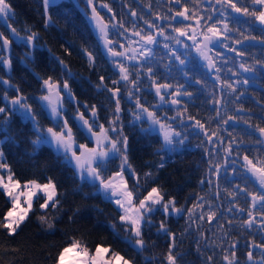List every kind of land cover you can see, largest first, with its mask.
<instances>
[{
  "label": "trees",
  "instance_id": "trees-1",
  "mask_svg": "<svg viewBox=\"0 0 264 264\" xmlns=\"http://www.w3.org/2000/svg\"><path fill=\"white\" fill-rule=\"evenodd\" d=\"M77 1L78 5L60 0L45 9L43 0H6L12 13L5 17L7 23L0 17V33L11 41L8 52L0 51V108L7 109L9 115L0 116L3 163L22 184L32 180L45 183L51 177L60 200L57 209L48 210L51 228L38 219L43 213L36 202L16 235L10 236L0 228V264H56L59 253L74 239L90 254L102 246L110 249V257L119 253L132 264H168L166 256L173 236L175 247L171 250L177 264H227L225 255L234 264H264V248L253 247V242L264 244V209L259 200L253 208L249 195L261 190L243 159L246 155L257 167L264 166V136L259 131L264 128V28L255 17L237 13L217 0H181L180 4L175 0H92L118 52L132 47L129 37L141 45L143 41L134 32L146 35L163 31L165 43L155 47L153 57L145 60L140 55L130 64L135 86H128L120 79L114 56L106 51L87 18L88 4ZM182 6H187L193 19L176 16ZM237 6L253 8L251 0H239ZM196 19H200L199 25ZM213 24L223 33L221 39L214 40L211 51L217 83L202 63L200 35ZM13 28L25 39L37 33L33 44L14 39ZM175 28L185 29L189 35L195 28L197 43L193 46L192 39L180 36ZM9 60L10 67L5 63ZM49 77L62 85L67 82L77 103L66 99L67 111L63 114L75 142L88 148H93L94 142L78 123L79 109L88 118L87 109L94 107L98 123L109 128L117 115L116 97L108 89L119 88L131 97L133 103L122 104L121 99L122 111L116 122L128 142L131 170L125 169V175L129 189L137 202L156 187L165 202L174 199L181 210L180 216H167L159 208L147 216L143 249L131 242V228L121 222V213L102 195L98 183L81 180L75 168L50 145H34L48 128H62L41 99L43 81ZM164 84L170 87L163 91L170 89V96L175 95L179 101L176 106L161 105L155 88ZM19 97L31 105L29 114L35 117L37 128L33 121L9 109L8 102ZM137 100L165 120L178 115L175 120L181 125L177 130L188 132L186 144L175 152L165 149L161 136L151 129L152 120H136ZM187 123L194 127H179ZM120 161L109 160L101 167V174L105 178L113 176L121 170ZM10 208V200L0 188V221ZM209 212L215 213L211 221ZM249 212L255 217L251 227L245 223L250 219ZM249 251L252 260L248 259Z\"/></svg>",
  "mask_w": 264,
  "mask_h": 264
},
{
  "label": "snow or ice",
  "instance_id": "snow-or-ice-1",
  "mask_svg": "<svg viewBox=\"0 0 264 264\" xmlns=\"http://www.w3.org/2000/svg\"><path fill=\"white\" fill-rule=\"evenodd\" d=\"M54 2V0H43V4L45 9L48 8L49 4ZM177 4H180L181 0H175ZM218 3L227 4L232 10L237 13H242L243 15H250L255 17L260 24H264V0H251L253 8L250 10L247 6H237L239 0H217ZM89 4H92V0H88ZM107 7V5H104ZM111 11V9H109ZM11 13L10 5L6 2V0H0V17L9 16ZM189 9L187 6H182V10L176 11V16L183 17L184 20L193 19V16H189ZM132 15H136V13H132ZM93 19L97 21L96 27L99 28L101 34L105 39V44H112V41L108 39V32L107 24L103 23V18L100 14L93 8ZM203 19V18H201ZM209 20L211 17L208 18ZM48 20H51V17H48ZM147 23V21H146ZM195 23L197 25L200 24V19H196ZM47 27V24L45 25ZM123 27V25H121ZM149 27H153V25L149 24ZM228 26L227 24L224 25V30L227 31ZM176 31L180 36H186L189 39L193 40V43H197V36L195 28H192L193 35H189L188 32L183 28H175ZM12 32L19 36V33L16 32V29L13 28ZM133 35L138 36L140 41L144 43V45H151L155 44L158 41L156 40V35H163V31L153 35L151 33L146 35H141L140 32H134ZM203 44L202 47H207L209 44H212L214 40L221 39L223 37V33L220 29L216 27L215 24L211 26H207L206 33H201ZM37 33L33 32L31 35L27 37L28 43H33L36 39ZM0 38L3 39L4 45H9L11 41L7 38L3 37V33H0ZM168 37H165L167 39ZM181 41L177 40V43ZM123 47V45H120ZM200 50V47L197 48ZM136 49H132L133 55L129 57L127 52H118L114 48H109V52H111L112 56H124L127 59H135V52ZM203 54V53H202ZM207 59V57L205 56ZM91 59V57H89ZM10 67L11 61H5ZM63 63V61H61ZM243 67V65H241ZM119 70L121 73L120 79L129 83H132L135 86V82L130 80L129 70L124 65H119ZM245 71H249V69L245 68ZM101 81H103V77H101ZM246 82V81H245ZM7 83V81H5ZM114 84H118L119 81H113ZM44 87L48 91V95H44L41 97L42 100L47 101L48 105L51 106V112L55 116H59V111L57 107V102L53 100V95L57 98L60 96L59 88L60 85L58 82H53L52 78L49 77L43 81ZM106 87V86H105ZM170 86L167 84L161 85L157 88V94H160V88H169ZM231 87V85H228ZM63 88L67 89L68 84L65 81L63 83ZM108 91L113 93V96L116 97V107L115 111L117 113L120 112V99H119V88L115 89H108ZM131 95V93H130ZM176 95H180V92L177 90ZM24 97H19L11 101L13 105H20L21 108H24L26 112H30L31 105L23 103ZM164 97L161 96V100ZM173 104L179 103L178 100H172ZM137 104L139 105V100H137ZM143 112H146L148 118L152 120L153 124H157L160 126V130L163 132V141L165 146H170L174 144L173 137L179 136V133L170 131L166 129V126L161 123L159 119L156 118L155 113L149 111L147 108H144L143 105H139ZM5 109L0 108V113H4ZM93 117L96 116L95 108L93 107L92 110ZM31 119L35 121V117L31 116ZM83 120L84 125H88V120L83 118V114L80 117ZM140 116H137V119H140ZM119 120V116H116L111 123L109 128H105L103 124L98 125L97 129L93 131L91 126L88 127V132L91 133L93 137L96 138V147L95 148H88L86 145L80 144L76 145L72 133V129L67 126V121L65 120L63 123V130L56 131L53 128L47 129V136L38 137L33 143L35 146H39L42 143H52L55 142L57 152L62 155L65 160L71 163L73 160L75 164L73 165L74 168L77 170V174L81 180L90 179L93 184L98 181V189H102L104 193L111 199H114V203L123 210V214L120 217V220L123 223L128 224L131 227L132 232L134 233L135 245L138 246L140 249L145 247V241L143 239L142 233V222L147 223L148 221L144 220L145 213L154 211L152 205H160L165 212L169 211V207L171 206L176 212H180L181 210L175 207V200H168L167 202L164 201V196L161 193V190L153 187L150 191H148L147 195L144 196L142 199H138V201L134 204V192L133 190H129L128 184L124 178V166L127 165L128 169L131 170V165L128 163V156H127V137H123L122 139L113 138L110 135V132H117L118 126L116 125L115 121ZM227 123V121H225ZM196 125L201 129H204V125L200 121H196ZM170 128V126H169ZM260 134L264 136V128L259 129ZM122 135V130L120 132ZM207 135V132L205 133ZM183 141H180L182 143ZM120 145L118 147L117 145ZM79 151V154H77ZM228 151H231V147L229 146ZM109 153H112L113 156L119 154L122 158V165L121 170L116 172L113 176L105 178L101 174V167L103 166V161L109 159ZM3 151L0 150V168H8L7 164L3 163ZM243 159L246 161L248 165L249 171L256 175L259 179V182L262 187H264V166L257 167V165L248 158V156H244ZM264 163V162H262ZM163 167V164L160 165ZM218 171V169H217ZM13 173L11 169H8L7 175V182H5L4 176H0V188H3L6 195L9 196L11 208L7 211L4 215L3 220L0 221V228L6 229L7 234L10 236H14L17 234V230L20 226L24 223V221L28 218L30 212L33 211V203L34 198H36V203L39 205V209L43 214H41L38 219L43 222L47 223L48 227H53V224L48 221V210L51 205L53 210L57 209L60 206V200L57 198V186L56 183L53 181L51 177L48 178L47 182L39 183L35 180L25 182L23 185V190L16 191L21 189V183L19 180L13 179ZM146 175H151V173H147ZM252 207L255 208L257 200L262 202V209H264V192L259 194H252ZM21 197H24V205L21 206ZM203 199V198H201ZM42 201V202H41ZM195 207V205H194ZM231 211V209H229ZM244 211V209H241ZM248 216L250 219L246 220L245 223L251 227L255 217L252 216V213L249 212ZM215 217L214 212H209L208 219L211 221ZM231 222V221H229ZM264 227V225H262ZM161 229L167 232V229H164V225L161 224ZM173 243L169 249V252L166 256V260L168 264H177L176 256L173 254L171 248L175 247V237H172ZM235 248V245H232ZM253 247L264 248V244L257 245L253 242ZM110 251L109 248H105L102 246H97L95 249L94 254L89 257V249L82 245L80 241L73 240L72 243L64 247L62 251L59 253L56 264H68V256L69 253H76L77 258L72 261V264H120L122 261L123 264H132V262L125 257L121 256L119 253H113L111 260H103V254H106ZM235 252L231 253L232 257H235ZM248 259H253V254L251 251L248 252ZM262 257H264V252L261 253ZM211 259V257H209ZM224 260L227 261V264H234V260L230 259L229 256L225 255Z\"/></svg>",
  "mask_w": 264,
  "mask_h": 264
},
{
  "label": "rangeland",
  "instance_id": "rangeland-1",
  "mask_svg": "<svg viewBox=\"0 0 264 264\" xmlns=\"http://www.w3.org/2000/svg\"><path fill=\"white\" fill-rule=\"evenodd\" d=\"M57 1H60V0H54V2H52V3H50L49 4V6L50 5H52V4H54V3H56ZM86 1V3L88 4V6H89V12L87 13V18H88V20L91 22V24H92V27H93V30H94V32L98 35V37H99V39L101 40V42L104 44L103 46H104V48L106 49V51L107 52H109V48H114L113 47V45L112 44H108V45H106L105 44V39H104V37H103V35L101 34V32H100V30H99V28H97L96 27V24H97V21L95 20V19H93V8H97L96 6H95V4L93 3V1H92V4H89L88 3V0H85ZM48 6V7H49ZM11 13H12V11H11ZM5 23H7V21L5 20ZM257 23H258V25L259 26H261L262 28H264V24H260L259 23V21H257ZM106 31L107 32H109L108 31V28L106 29ZM157 33H159V32H157V31H152V34H154V35H156ZM12 37L14 38V39H16L17 41H24V42H26V43H28L27 42V39H25V38H22V37H19V36H17L16 34H14L13 32H12ZM135 37H137V36H135ZM108 39H109V33H108ZM130 39V42L129 43H131L130 45L133 47H131V46H129V47H131V48H129V49H127L125 52H127V54H128V56L130 55V57L133 55V52H132V49H136L137 51L135 52V59H127V58H125L124 56H114V60L115 61H117L118 63H121L122 65H124L126 68H128V70H129V76H130V80H132V78H134V73H131V66H130V64L131 63H134V62H137V58H139L140 59V55L142 56V58L143 59H145V60H147V59H151L152 57H153V55H154V51H155V47L156 46H158L159 44H161V42L163 43H165V41H163L162 40V35H156V40L158 41L157 43H155V44H151V45H144V47H141V45L144 43V42H142L141 43V45H140V42L138 41H136V40H134V38H132V37H129L128 38V40ZM2 41H3V39H1ZM128 43V44H129ZM163 43V44H164ZM191 43H192V45L194 46L195 44L193 43V40L191 41ZM2 42L0 41V51H2V50H5V53L6 52H8V50L10 49V44L9 45H5L4 47L2 46ZM29 44H33V43H29ZM139 45H140V47H139ZM4 48V49H3ZM115 49V48H114ZM116 62V67H117V69L119 70V64ZM119 72H120V70H119ZM120 75H121V73H120ZM54 82V81H53ZM122 82L123 83H125V84H128V86L131 84V83H129V82H126V81H123L122 80ZM59 85H60V88H59V92H61L63 95H64V97H65V103L67 102V100L66 99H68V100H70V101H72V102H75V103H77V101L74 99V96H73V94H72V92H71V90L69 89V88H67V89H65V88H63V85L62 84H60L59 83ZM164 90V88H160V96H162L161 94L162 93H166V95L165 96H163L164 97V99L163 100H161V105H166V106H176V104H173L172 103V100H174L175 99V95H172V96H170V89L168 90V91H166V92H164L163 91ZM155 91L157 92V87L155 88ZM44 95H48V91H47V89L44 87V85H43V96ZM169 95V98H167V96ZM118 96L120 97L119 99H120V101H121V99H122V104L123 103H125V102H131V103H133L132 102V100H131V97H127L126 96V94H123V91L122 90H120V92H119V94H118ZM176 100V99H175ZM43 102H44V106H45V108L47 109V111H48V113H49V115H50V117H52L53 118V120H54V122H57V123H59L60 124V126H62V128L61 129H59L58 127H57V129H56V131H61V130H63V123H64V121L66 120V118L64 117V112L65 111H67L66 110V107L64 108V110H62V111H59V116H55V115H53L52 114V112H51V106L50 105H48V102L47 101H44V100H42ZM9 103V109H11L13 112H15V113H18V114H22L23 116H24V118L25 119H30L31 121H33V123H34V126L37 128V125H36V122L33 120V119H31L30 117H31V115L29 114V112H26V110L24 109V108H21L20 107V105H13L12 103H11V101H9L8 102ZM23 103H25L26 104V102L25 101H23ZM140 105V104H139ZM139 105H136L135 104V106H134V111H136V113H135V117H136V120L137 121H140L141 119H144L145 117L148 119V120H150L151 121V119H149L148 118V115H147V113L146 112H143V110H142V108L139 106ZM122 106L120 105V112L119 113H117L116 112V115L117 116H119V115H121V111H122ZM145 108V107H144ZM174 108V107H173ZM148 109V108H147ZM130 110V109H129ZM149 111H151L150 109H148ZM8 110L7 109H5V112L4 113H0V116H2L1 114H5V115H7V116H9L8 115V112H7ZM134 111H133V113H134ZM82 113V111L79 109V112H78V116H76V118H77V120H78V123L81 125V127L82 128H84L85 129V131L88 133V135H89V137L93 140V142H94V147L93 148H95L96 147V138L95 137H93L92 135H91V133L90 132H88V127L89 126H91L92 128H93V131H95L96 129H97V127H98V125H100L99 123H98V121H97V115L95 116V117H93V115H92V110H90V109H87V111H86V113H88L87 115H89L90 117H88V118H86L84 115H83V118L85 119V120H88V125H84V123H83V120L80 118L81 117V113ZM151 112H154L155 113V116H156V118L157 119H159L160 121H161V123L162 124H164L165 126H166V129L167 130H170V131H173V132H176V133H179L180 135L179 136H174L173 137V140H174V144L173 145H170V146H165V144H164V146H165V149H167V150H170L171 152H175V151H177V150H179L180 148H182L185 144H186V142H185V140H184V137L187 135V131H185L184 130V133H182V132H180V130L178 131L177 130V127H178V124L179 125H181V122L180 123H176V121L177 120H175V119H177L178 118V115H176V117H174L173 119H170L169 121L168 120H165L166 118L163 116V117H159L158 116V113H156L154 110H152ZM80 113V114H79ZM6 116V117H7ZM137 116H140L141 118L140 119H137ZM5 117V118H6ZM67 121V120H66ZM117 121H115V123H116ZM68 124V123H67ZM116 125L118 126V124L116 123ZM187 125H188V128H186L187 127ZM187 125L185 126V124H183L182 126H179L180 128H182V129H192L194 126H192L190 123H187ZM68 126V125H67ZM169 126H170V128H169ZM69 127V126H68ZM151 129H152V131H154V132H156V133H158L160 136H161V139H162V141H163V132L160 130V126L159 125H157V124H154L153 126H151ZM0 131H1V129H0ZM190 131H192V130H190ZM112 134H114V137L111 135V132H110V135L113 137V138H118V139H122L123 138V134L121 135L120 134V130H119V127H118V130H117V132H112ZM48 134H47V132L43 135V136H47ZM75 141V140H74ZM180 141H183L182 143H180ZM163 143H164V141H163ZM1 144H2V142H0V150H1ZM44 144H47V145H50L54 150H55V152L57 153V154H59L58 152H57V150H56V145H55V142L53 141L52 143H42V144H40L39 145V147L40 146H42V145H44ZM75 144L76 145H79V144H77L76 142H75ZM118 147H120V145H119V143H118V145H117ZM77 154H79V151H78V153ZM60 155V154H59ZM62 156V155H61ZM63 157V156H62ZM109 159H106L105 161H103V165L105 164V163H107L109 160H111V159H113V158H119L121 161H120V164L122 165V158L120 157V155L119 154H117V155H115V156H113L112 155V153H109ZM64 158V157H63ZM64 160H65V158H64ZM66 162H68L67 160H65ZM69 163V162H68ZM70 165H74L75 164V161L73 160L71 163H69ZM74 167V166H73ZM124 168L127 170L128 169V167H127V165H125L124 166ZM8 169L9 168H0V176H4V178H5V182H7V175H8ZM76 170V169H75ZM76 172H77V170H76ZM124 178H125V180H126V182H127V178H126V175H125V170H124ZM13 179H14V177H13ZM255 179L258 181V187H257V189H259V190H261V193L262 192H264V187H262L261 186V184H260V182H259V179H258V177L255 175ZM15 180V179H14ZM86 180H89V181H91L90 179H86ZM96 183H98V181L96 182ZM127 184H128V182H127ZM23 185L24 184H22L21 183V189H18V190H16V191H21V190H23ZM128 188H129V186H128ZM3 191H4V189L3 188H1ZM130 190V189H129ZM5 192V191H4ZM100 192L102 193V195L104 196V197H106L110 202H112L113 204H114V206L118 209V211L121 213V215L123 214V210L122 209H120L113 201H114V197L113 198H109L105 193H104V191L102 190V189H100ZM58 193V192H57ZM258 193V192H257ZM260 193V192H259ZM6 194V193H5ZM8 197V199L10 200L11 198L9 197V196H7ZM57 198H58V195H57ZM35 202H36V198H34V203H33V207H34V204H35ZM133 203L135 204L136 203V200L135 199H133ZM21 206L23 207V206H25L24 205V197H21ZM50 207H51V205H50ZM152 207H153V209H154V211H152V212H148V213H145V216H144V220L146 221V218H147V216H152L153 214H155L158 210H160L159 208H161V210H162V212L163 213H165L167 216H180L181 215V212H176L171 206L169 207V211L168 212H165L164 210H163V208L160 206V205H152ZM175 207H176V205H175ZM30 214V213H29ZM29 216V215H28ZM27 220V219H26ZM25 220V221H26ZM24 221V222H25ZM122 222V221H121ZM123 223V222H122ZM144 223L145 222H142V228H141V230L143 231V226H144ZM123 224H126V223H123ZM127 226H129L128 224H126ZM130 227V226H129ZM131 228V227H130ZM132 231V230H131ZM132 237L133 238H131L130 240H132L131 242L134 244V246L136 247V248H138L139 249V247L138 246H136L135 245V239H136V237H135V235H134V233L132 232ZM92 256V254H90L89 253V257H91ZM77 258V256H76V253L75 252H73V253H69V256H68V264H72V261L74 260V259H76ZM112 259V257H110L109 256V252L108 253H106V254H103V260H111ZM226 263H227V261H226ZM113 264H115V261H113ZM120 264H123V262L121 261L120 262Z\"/></svg>",
  "mask_w": 264,
  "mask_h": 264
},
{
  "label": "water",
  "instance_id": "water-1",
  "mask_svg": "<svg viewBox=\"0 0 264 264\" xmlns=\"http://www.w3.org/2000/svg\"><path fill=\"white\" fill-rule=\"evenodd\" d=\"M72 1H73V3L78 5L77 0H72ZM202 44H203V40L201 38V45ZM212 46H213V43L209 44L206 48L201 46V49L203 50L202 63L206 66V70H207V73H208L210 79L214 83H217V80L215 78V74H216L215 64L211 59ZM205 56L207 57V59L205 58ZM63 68L65 69L66 66H63ZM219 87H220V89H222L221 86H219ZM53 100H55L57 102L58 110L62 111L65 108V99H64V96L62 95L61 92H60L59 98H57L55 95H53Z\"/></svg>",
  "mask_w": 264,
  "mask_h": 264
}]
</instances>
